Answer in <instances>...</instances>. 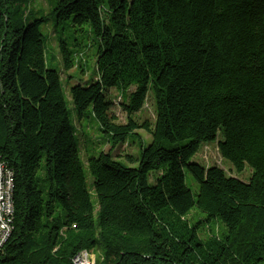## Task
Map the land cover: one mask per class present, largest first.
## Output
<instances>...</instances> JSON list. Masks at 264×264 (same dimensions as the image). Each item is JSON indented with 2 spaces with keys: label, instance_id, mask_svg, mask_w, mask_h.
<instances>
[{
  "label": "trees",
  "instance_id": "obj_1",
  "mask_svg": "<svg viewBox=\"0 0 264 264\" xmlns=\"http://www.w3.org/2000/svg\"><path fill=\"white\" fill-rule=\"evenodd\" d=\"M34 1L0 0V160L13 175L0 264H72L82 250L102 264H264V0H47L63 69L84 75L93 50V77L69 89L78 116L90 108L112 149L151 137L124 156L135 167L88 156L90 184ZM148 98L152 122L136 118ZM215 141L247 181L194 159ZM213 223L222 232L203 239Z\"/></svg>",
  "mask_w": 264,
  "mask_h": 264
},
{
  "label": "rangeland",
  "instance_id": "obj_2",
  "mask_svg": "<svg viewBox=\"0 0 264 264\" xmlns=\"http://www.w3.org/2000/svg\"><path fill=\"white\" fill-rule=\"evenodd\" d=\"M33 6L39 8L45 15H49V22L46 26H43L42 32L46 39L45 41V54H46V62L50 68H55L59 70L61 84L63 88V92L67 101V107L69 111V116L71 122L75 128V136L78 139L79 148L81 151V162L83 164V170L87 181L90 184V176L87 168V157L88 156H96L100 151L108 152L111 151L112 155L115 159L119 160L122 164L126 166H137V162L129 163L125 159V155L133 154L135 157L138 156L140 152V144L141 147L144 148L150 142V134L144 130L139 129L136 131V134L139 136L141 142L138 141V136H133L134 141L131 140V137L128 138V142L115 147L112 149L110 144L107 141V138L104 133L99 129L98 122L94 119L91 109L89 108L83 116L79 117L77 112L74 109V105L69 96V89L71 86L82 83L86 78L93 77L94 68H93V56L92 49L89 52L87 66L89 68L85 70V74L82 75L77 68H72L70 70H64L63 64L61 60V55L59 52V43H58V35L55 33L53 24L54 19L52 15H50V7L47 4V0H35L33 2ZM112 99H117V94L115 91H111ZM112 113L116 116L117 122L125 123V114L121 111L118 105H115L112 109ZM137 119H147L149 121H153L154 118V109L151 103L150 98H148L147 103L144 105L143 109L136 116ZM194 159L205 167L210 165H217L221 167L227 174L237 176L242 181H247L250 176V170L247 165H245L244 170L241 173H237L233 170L231 164L224 160L219 151L217 142L208 143L202 145L198 152L196 153ZM13 178V175H12ZM186 184L195 196L198 191V184L193 181L188 174H186L185 178ZM149 183L153 184L154 179L152 178V174L149 177ZM196 216V217H195ZM189 218L191 220L201 219L196 212L192 211L189 214ZM11 218H8V222H10ZM222 232V228L219 224L213 223L209 226L204 227L200 231V236L204 239L210 236H219ZM81 259L83 264H102L101 263V254L98 250H94L93 252H88L86 250L81 251Z\"/></svg>",
  "mask_w": 264,
  "mask_h": 264
},
{
  "label": "built area",
  "instance_id": "obj_3",
  "mask_svg": "<svg viewBox=\"0 0 264 264\" xmlns=\"http://www.w3.org/2000/svg\"><path fill=\"white\" fill-rule=\"evenodd\" d=\"M12 193L10 177L5 173V164L0 160V249L12 230V227L7 226V218H13ZM72 264H83L81 251L72 258Z\"/></svg>",
  "mask_w": 264,
  "mask_h": 264
},
{
  "label": "bare ground",
  "instance_id": "obj_4",
  "mask_svg": "<svg viewBox=\"0 0 264 264\" xmlns=\"http://www.w3.org/2000/svg\"><path fill=\"white\" fill-rule=\"evenodd\" d=\"M5 173L8 174V176L10 177L11 188H13L12 173L6 168H5ZM7 226L10 227V222H8V218H7Z\"/></svg>",
  "mask_w": 264,
  "mask_h": 264
}]
</instances>
